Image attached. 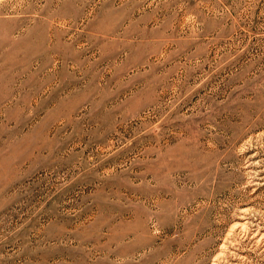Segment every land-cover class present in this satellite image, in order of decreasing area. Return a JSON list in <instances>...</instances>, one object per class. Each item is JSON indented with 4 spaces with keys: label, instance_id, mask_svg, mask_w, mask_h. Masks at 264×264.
Instances as JSON below:
<instances>
[{
    "label": "rangeland",
    "instance_id": "rangeland-1",
    "mask_svg": "<svg viewBox=\"0 0 264 264\" xmlns=\"http://www.w3.org/2000/svg\"><path fill=\"white\" fill-rule=\"evenodd\" d=\"M0 264H264V0H0Z\"/></svg>",
    "mask_w": 264,
    "mask_h": 264
}]
</instances>
